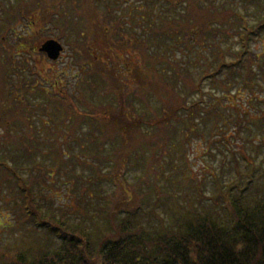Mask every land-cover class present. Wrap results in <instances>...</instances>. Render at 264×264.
I'll list each match as a JSON object with an SVG mask.
<instances>
[{"label": "trees", "instance_id": "16d2710c", "mask_svg": "<svg viewBox=\"0 0 264 264\" xmlns=\"http://www.w3.org/2000/svg\"><path fill=\"white\" fill-rule=\"evenodd\" d=\"M126 1L128 0H71L73 6L69 13L71 17L64 16L63 13L61 15L62 23L68 26L72 34L81 35V43L73 40L74 51L77 50L76 46L81 44L82 77L93 78L88 81L89 89L94 92L100 84L108 83L104 91V94L109 96L107 104L102 108L95 107L98 111L94 117L85 113L82 115L77 109H80L79 106H74L73 109L67 107L68 92L60 98L46 88L47 102L51 105L46 107V115L51 119L46 125L54 122L58 128L60 124L66 126V123H70L69 134L59 128L57 131L54 128L55 133L46 129L48 134L54 133L51 138L54 146H51V149L56 157L58 159L65 157L61 143L70 145L72 141L80 140L81 135H78V132L82 133L80 124L87 120L91 131L89 140L94 143L87 151L93 157L104 159L103 161L111 166L105 175L114 177L113 180L119 179L117 171L120 172L122 167L127 168L130 158H133L131 156L142 158L162 154L156 151L155 147L163 146L172 140L170 132L176 129L173 123H182L185 130L182 133L187 135L198 128V122L209 121L208 135L211 137L219 134L216 139L210 141L212 145L223 143L226 146L228 139L221 134L225 131L221 125L224 123L227 126H224L225 128L229 127L225 113L226 111L233 113L234 109L233 102L231 107H227L223 99H229L231 90L240 89L241 86L242 89H253L255 86L253 80L263 65V55L260 56L251 49V41L261 37V33L264 32V15L256 22L250 23L243 12L227 6L220 10L214 0H166L170 9L176 10L181 6L182 10H178V16L167 17L164 20L156 17L160 25L156 20L153 21V32L146 36V32L143 34L142 29L140 32L137 31L134 24L126 27L127 22L134 19L135 13L129 16L130 19L112 15L110 2L113 8H119V4ZM137 1L145 4L144 10L148 15L151 10L147 3L153 4L160 0ZM51 2L50 10H53L52 4L56 1ZM257 2H263L264 8V0ZM91 9L94 13L89 23L87 16ZM156 12L157 9L153 13L155 16ZM234 15L235 19L232 18ZM50 18L51 21L54 20L53 15ZM176 18L178 19L176 28L169 30L164 28L165 21L174 22ZM79 21L84 26H81ZM83 28H86L85 34ZM161 30L165 37L172 39L173 44L180 43L187 48L215 47L211 50V59L202 55L205 58V66L196 77L193 78L192 69L179 64L173 65V72L179 78V85L171 74L163 73L161 63L169 60L167 54H162L158 50L161 41L158 42L156 33L158 31L160 33ZM219 33L225 37L238 35L239 46L233 48L227 45L222 49L214 41ZM150 43L157 49L150 51ZM165 44L168 45L166 42ZM196 61L198 62V59ZM148 75L149 77L158 75L161 79L159 82H148V86H145L144 78ZM53 77L55 74L51 73L53 80L51 84L57 88L62 80ZM113 79L117 80L116 83L121 82V88L113 87L111 84ZM206 80L212 87L222 90L210 103L205 100ZM164 86L167 87L164 92L171 95L167 101L164 99L165 95L162 96L160 93ZM143 88L146 90L145 93H153L155 99L162 97L163 107L160 116L145 118L141 112H137L133 100L140 97L142 99L144 94L138 93L137 90ZM132 91L136 93L130 94ZM76 92L74 98L79 96L77 99L82 100V88L77 86ZM244 93L246 92L242 94ZM189 96L194 97L187 99ZM255 96L254 94L253 100L258 101ZM57 105L68 111L56 121L51 113L58 112L59 109L54 110ZM233 114L232 123H236L239 113L237 111ZM61 134L64 138H60ZM248 140L253 141L252 138ZM27 148L22 153L26 157L32 154L31 149ZM118 159H121V163L115 161ZM186 162L183 163L184 168H187ZM5 164L10 167L8 163ZM83 164L85 165V162ZM174 169L176 170L175 167ZM179 169L181 168H178V171ZM97 172L99 175L102 174L100 169H97ZM8 173L9 177L15 176L13 169ZM213 175L216 178L215 192L206 195L203 193V187H200L194 194L199 195V200L210 199L212 209L204 210L195 206L192 210L178 214L174 222L172 221L173 226L168 229L159 231L155 228L151 232L145 230L141 224L124 217L127 214L132 216L134 214L132 210L143 208H132L130 203L133 196L119 187L113 198L108 197L112 200L110 210L99 213L104 228L96 224L92 230L93 228L88 229L85 223L70 222L67 214L61 208L52 205L51 200L46 206V194L33 189L34 183L40 189L46 187L42 174L36 180L33 176L24 177L18 171L17 196L20 201L16 210H10L16 220L11 222L8 215L2 216L0 226L8 227L9 233L12 234L14 225L20 227L26 222H32L30 228L23 229L34 230L32 232L41 230L44 238L38 239L37 237L41 235L34 233L33 240L26 247L22 246L23 249L13 246L4 248L0 245V264H264V193L256 194L254 200L253 197L245 200L246 196L243 194L232 193L231 185L227 186L229 187L227 190L226 188L223 190L219 175L216 173ZM191 176L193 181L198 182L194 180L195 176L192 174ZM101 196L103 195H98L99 198ZM222 196L223 200L219 204ZM189 197L190 195L188 199ZM56 211H59L58 217L55 215ZM159 221L163 224L161 218ZM28 233V231L24 233L25 236Z\"/></svg>", "mask_w": 264, "mask_h": 264}, {"label": "rangeland", "instance_id": "374dc122", "mask_svg": "<svg viewBox=\"0 0 264 264\" xmlns=\"http://www.w3.org/2000/svg\"><path fill=\"white\" fill-rule=\"evenodd\" d=\"M54 1H56V3L52 4L53 10H50V3L52 2L46 5V7H49L47 14L49 20L47 19L46 23V40L52 38L59 39L60 43L63 45L64 56L57 61H50L46 58L45 66L47 72L54 73L55 77H58L56 75L58 72L56 73V71H63L66 67H73L72 69H74L75 56L73 55V40L81 43L82 38L81 35L78 34L74 36L68 29L64 30L63 25L68 28L64 22L52 23L50 21L52 15L53 19L63 21V18H61L62 13L64 16L71 17L69 13L73 8L71 0ZM128 1L119 4V8H113L112 2H110L112 6L110 10L112 15H114V17L121 15L125 19H130L131 17L129 16L135 13L133 15L134 19H132V21L130 19L126 27H129L130 24H134V28L139 32L142 29L143 34L146 32V36L152 34V23L156 20V17L159 16L160 20H164L167 17L178 16V10H182L181 6H178L176 10L173 8L170 9L167 7L166 0H160L158 2L155 1L153 4L152 2L147 3V7L151 11L146 15L144 10V7L146 9L145 4H141V1L137 0H131L129 3ZM257 1L260 0H214V3L220 10H222V7L227 6L240 13L243 12L247 15L250 23H254L260 16L264 15V8L262 7L263 2ZM2 5L9 7V0H6ZM92 9L88 11L89 14L87 17L89 23L93 18L94 11H92ZM155 9H157L156 16L153 14ZM54 10L59 12L55 13ZM3 12V10H0V13ZM235 17V15L232 16L234 19ZM177 20L176 18L174 22L170 20L165 21L163 23L164 28L167 30L176 28L178 24ZM156 22L158 24L160 23L159 20H156ZM79 23L81 26H84L81 21H79ZM147 23L150 27H147ZM10 26L12 25L7 21L6 16L0 19V34H4L5 29ZM21 26H23L22 23H19L17 29L20 30ZM58 26H61L62 29L58 28ZM85 29L83 30L84 34ZM156 34H158V42L161 41V46L158 50L162 54H167V58L170 61L162 62L161 64L163 67H161V69L165 75L169 73L172 75L171 77L173 79H177L178 85L180 82L179 78H177L173 72V65L179 64L182 67L192 69V76L194 78L205 66V58L202 55L211 59V50L215 48H211L212 46L187 48V46L183 47L180 43L173 44L171 38L163 35V30H161L160 33L158 31ZM11 35L14 36V32L8 29L6 31L7 41ZM151 41L153 40L151 39ZM164 41L168 43V45L165 44ZM214 41L218 43L222 49L227 45L233 48L239 46L238 35H229L225 37L219 33ZM150 45V51L157 49L155 46L152 47L151 43ZM251 49L259 53L260 56L263 55L262 69L253 80V83H255L253 89H242L241 86L240 89L231 90L229 95L231 97L229 99H223V103L227 107H231V103L233 102L232 108L234 112L238 111L239 113L236 123H232L234 120V112L230 113L226 111L225 113L226 122L229 124V127L225 128L227 126L222 123L221 126L225 131L224 133H219L227 137L228 142L226 146L223 145V143L212 145L210 141L213 138L216 139L219 134L211 137L208 135L209 121L205 123L198 122V128L187 135L182 133L185 132L182 123H173L176 125V129L170 132L172 140H169L163 146L159 145L155 147L156 151L162 154L153 155L151 157L142 156V158H140V156H131L133 158H130L127 168L124 169L122 167L120 172L117 171L120 175L119 179L113 180L114 177L112 178L105 175L107 171L109 172L111 166L106 163V161H103L104 159L93 157L87 151L92 148L94 144L93 141L89 140L91 131H89L90 125L87 120L80 124L82 131V133L78 132V135H81L80 140H74L70 145L61 143V147L65 152V157L58 159L55 152L51 149V146H54L51 139L52 135L55 133L54 128L56 131L59 128L62 129L63 132L65 131L66 134H69L68 127L70 123H66V126L60 124L57 128L55 126L56 124L51 122V125H54H46V129L54 133L48 134V130L44 129L45 127L41 125L42 123L35 124L36 122L29 120V114H33L34 111H29L28 105L24 107L28 111L20 105L19 109L16 110V115L13 114L9 107L3 109L2 112L3 118L9 117V119H15V122L17 121L16 123H19L16 128L14 127L12 130L9 129L6 133L5 131L3 132V135L6 134L9 138L12 134L14 137L18 134L19 137V144L15 143L13 145V150H15L16 153L13 160V168L16 171L15 175L17 176L18 171H20L22 176H33L37 180V177H40L42 174V179L45 180L46 187L40 189L38 185L34 183L33 189L46 194V206L51 200L52 205L61 208L67 214V218L70 222L76 224L85 223L87 224L85 226H88V229L89 227L93 228L92 230L95 229L94 227L96 224L100 225L102 229L104 228L99 213L103 210H110L112 200L108 197L113 198V194H115L118 187L133 196V201L130 203L132 208H143L132 210V212H134L132 216L127 214V216L124 215V217H128L127 219L132 222L141 224L145 230H150L151 232H153L155 228L159 231L168 229L170 226H173V220L178 214L183 213V211L192 210L195 206L204 210L212 209L213 206L211 207L210 199L199 200V195L194 196V194H196L200 187H203V193L206 195H212L215 192L214 185L216 184V178L213 175L214 173L219 175L223 190L225 188L227 190L229 188L227 186L231 185L232 193L243 194L246 196L245 200L252 197V200H254L256 194L262 195V193H264V32L261 33V37L251 41ZM0 54L1 97L4 95V86L7 87V85H4L5 81L3 79V75L5 74V63L3 60L7 57V54L1 50ZM196 59H198V62ZM194 61L196 63H194ZM70 64L71 66H69ZM224 72H226V70H224ZM90 79L93 78L87 76V78L84 79L82 77V83L79 84L82 88V100L77 99L79 96L74 98L76 96L75 88L73 89L75 84L74 77L69 80L63 77L61 83H58L57 88L52 86L51 82L53 83V80L50 78L49 81L46 80V88L60 98H63L65 95L64 93L68 92L66 95L68 96L69 94L70 96L67 97L69 99V105H67L69 109H73L74 106H79L80 109L77 107L75 108L81 111L82 115L85 113L87 116L94 117L98 111L95 107L102 108L107 104L106 100L109 96H106L104 91L108 83H106V85L100 84V86L92 92L88 87V81ZM144 79H146L144 83L145 86H148V82H159L161 76L153 75L149 77L148 75ZM116 82V79H113V82H111L113 87L121 88V82ZM76 86H78V84ZM166 88L167 87L164 86V88L160 90L162 96L163 94L165 95V101L169 100L171 97L170 93L164 92ZM204 89L207 92L205 100L209 103L215 99L216 94H221L222 91L221 89L212 87L208 80L205 81ZM137 92L144 94V98L142 97V99L147 98L143 101L139 96V99L133 100L137 112H141L145 118L160 116L162 114L163 101L161 96L159 99H155L156 97L153 93H145V88L137 90ZM243 92L246 93L242 94ZM135 93V91L130 92L132 95ZM254 94L258 101L253 100ZM193 97L194 96H189L186 98L192 99ZM32 103L38 104V101H32ZM47 105L50 104H46L48 108ZM55 108L54 110L59 109L58 112H52L51 114L56 121L68 111V109L59 105L55 106ZM34 121H42L38 111H36ZM50 121V117L46 115V123ZM39 125L41 126L39 127ZM60 136V138H64L63 134ZM44 138L47 139L46 143L43 142ZM249 138H252L253 141H249ZM2 147V157L7 160L9 158L8 161L12 162L10 160V151L12 152L13 150H10L7 146L5 147V145ZM27 147L31 149L32 154L26 157L22 153L28 149ZM137 151L140 152L139 150ZM147 153L148 152H145V154ZM121 159L115 161L120 162ZM184 161H187V168L183 166ZM83 162H85V165ZM3 166L9 168L5 163H3ZM119 167H121V165ZM174 167L176 168V170L174 169L175 171L173 170ZM178 168L181 169L178 171ZM213 168L215 170H213ZM97 169H100L102 174L99 175ZM191 174L195 176L194 180H198V182L193 181ZM4 176L5 169L3 168V177ZM187 179H189V181ZM188 194L190 195V199H188ZM98 195L103 196L99 198ZM10 196L11 194L9 191H6L4 186L3 191L0 192V204L2 205L6 202L8 203L6 208L11 207L9 204L11 202ZM17 200L19 202L20 198H17ZM222 200L223 196L220 198L219 204ZM16 208L12 210H16ZM5 215H8L9 221L15 222L16 218L14 216L12 217V213H10L8 209L0 211V217ZM55 215L58 217L59 211H56ZM159 218H161L163 224L160 223ZM31 226L32 222H26L20 225V227L16 224L14 225L12 234L9 233L8 227L0 226V245L4 248L13 246L18 249H23L22 246L26 247L27 244L33 240L35 237L33 236L34 233L41 236L43 235L41 230L32 232L34 230L28 229L25 231L23 229L24 227L30 228ZM27 231L29 233L25 236L24 233H27ZM41 236L37 238H44V235ZM47 236L48 234H46V237Z\"/></svg>", "mask_w": 264, "mask_h": 264}, {"label": "flooded vegetation", "instance_id": "af4514ba", "mask_svg": "<svg viewBox=\"0 0 264 264\" xmlns=\"http://www.w3.org/2000/svg\"><path fill=\"white\" fill-rule=\"evenodd\" d=\"M4 2L6 0H0V10L4 11L0 13V19L6 16L7 21L12 26L6 28L4 34H0V50L7 54V57L3 60L5 63L3 79L5 81L4 85H7V87L4 86V95L0 97V192L3 191L4 186L6 191H9L11 194V207L6 208L8 203L4 202L2 205L0 204V211L4 209L10 211L16 208L18 203L17 176L9 177L8 171L14 170L13 160L16 153L13 150V145L15 143L19 144V137L18 134L15 137L12 134L9 138L6 134L3 135V132L5 131L6 133L9 129L16 128L19 123H16L15 119H9V117L3 118L2 112L3 109L9 107L13 114L16 115V110L19 109L20 105L23 108L25 105H28L29 111H34L33 114H29V120L36 122L35 124L42 123L41 125L46 130V80H50L51 72L46 71L45 63L47 56L42 46L46 41V23L47 19L49 20V17H47L49 7H46V5H49L50 0H9V7L3 6ZM19 23L23 25L20 27L21 31L17 29ZM8 29L14 32V36L11 35L9 37V42L6 36ZM76 47L77 50H72L75 56L74 69H72L73 67H66L63 71H56V73L58 72L56 75L60 80L63 77L67 80L74 77L75 84L73 89L75 88V91L77 90V84L81 88L79 84L82 79L81 44H78ZM63 53L62 50L58 59L64 56ZM32 101H38V104H33ZM36 111L40 114L41 122L34 121ZM43 142L46 143V138L43 139ZM3 145L13 150L12 152L10 151V160L12 162L8 161L9 158L7 160L2 157ZM3 162H9L10 167L4 168L1 165ZM2 167L5 169L4 177ZM14 172L16 173L15 170Z\"/></svg>", "mask_w": 264, "mask_h": 264}, {"label": "water", "instance_id": "95a60500", "mask_svg": "<svg viewBox=\"0 0 264 264\" xmlns=\"http://www.w3.org/2000/svg\"><path fill=\"white\" fill-rule=\"evenodd\" d=\"M42 49L46 51L50 58L56 59L62 50V45L57 40L48 39L43 44Z\"/></svg>", "mask_w": 264, "mask_h": 264}]
</instances>
